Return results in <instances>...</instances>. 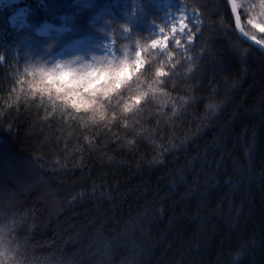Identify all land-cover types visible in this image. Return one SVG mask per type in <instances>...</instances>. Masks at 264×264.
I'll return each mask as SVG.
<instances>
[{"label": "trees", "instance_id": "16d2710c", "mask_svg": "<svg viewBox=\"0 0 264 264\" xmlns=\"http://www.w3.org/2000/svg\"><path fill=\"white\" fill-rule=\"evenodd\" d=\"M140 1L145 25L116 0H25L22 27L0 11L3 264H264V52L238 35L227 0H182L202 15L199 43L223 57L224 70L216 57L191 64L174 44L152 47L148 25L162 13ZM45 20L69 29L40 35ZM247 21L241 12L244 31L264 39ZM81 36L87 50L55 58ZM105 37L114 56L101 51ZM138 50L145 64L101 98L110 132L95 130L91 112L29 89L32 72L57 59L77 70L105 58L131 65ZM187 55L199 60V47ZM149 85L158 89L151 103L125 112Z\"/></svg>", "mask_w": 264, "mask_h": 264}, {"label": "snow or ice", "instance_id": "6c2138e0", "mask_svg": "<svg viewBox=\"0 0 264 264\" xmlns=\"http://www.w3.org/2000/svg\"><path fill=\"white\" fill-rule=\"evenodd\" d=\"M228 4L231 7L236 27L239 29L241 35L250 39L254 44L259 45L261 50H264V39H257L255 34L249 36L240 26L241 12H244L248 16V25L260 34H264V0H256V2H253V0H228ZM188 7V5L181 7L178 11L179 14H176L175 19L170 23L171 27L167 32L163 28H159L162 35L158 39L152 40V47L168 49L170 45L174 44L181 50L182 55L180 59H185L191 64L204 62V57H216L220 63V68L224 70L223 57L219 56L207 41L199 43L198 37L203 36L202 28L205 27L202 23V15L193 9L191 16H189L187 13ZM190 24H192V27H190ZM193 27L195 30H193ZM47 30L48 26H45L42 31L46 32ZM127 31H131V29L128 28ZM114 44L115 41L109 43L111 50ZM192 47H199V60L187 55L189 49ZM142 55V51L138 50L136 53L137 58L131 65L126 59L113 62L105 58L103 62L105 66L88 65L82 71L63 64H57L51 70H46L42 67L36 68L32 72L33 80L29 83V89L34 95L39 94L42 99L44 97L51 99L54 91L56 98L64 99L71 105L73 110L77 112L81 110L86 113L91 112L92 116L89 119L92 125H96V131L110 132L111 129L107 126V119L102 110L103 103L101 102V98H105L106 101L110 93L115 92L129 79L130 69L139 70L145 64V61L141 59ZM169 59H175V53ZM180 59L175 60V63L171 67L176 68L180 63ZM192 71V69H189L190 73ZM174 74L166 73L163 70L157 72L158 77L167 76L171 78ZM68 77L71 78L70 81ZM101 81L103 82L101 83ZM157 92V88L149 85L147 91L132 96L129 102L124 105L123 110L131 115H135L139 107L151 103V98L156 96ZM61 93H65V95L61 96ZM160 94L163 95V93ZM52 104L55 105L54 100ZM98 105L100 107L99 112L97 110ZM172 107L175 110V103L172 104ZM117 127H119V124H117ZM4 160L8 164L12 163L11 157L5 156Z\"/></svg>", "mask_w": 264, "mask_h": 264}, {"label": "rangeland", "instance_id": "374dc122", "mask_svg": "<svg viewBox=\"0 0 264 264\" xmlns=\"http://www.w3.org/2000/svg\"><path fill=\"white\" fill-rule=\"evenodd\" d=\"M25 0H0V11L8 10L7 19L10 23L17 27H22L27 24L26 15L28 11V5L25 4ZM43 1V0H40ZM83 1L85 3L88 0H76ZM145 2H151L161 13H162V23L160 24H151L148 25V29L153 31L155 34V39H158L162 33L159 31V28H163L165 32H167L171 25L170 23L175 19L176 14L178 15V11L184 5V3L176 0H146ZM116 5L119 7L120 11L124 13V15H128L129 20L141 21L143 25L147 24L144 21V8L142 5V1L140 0H116ZM131 10V14L127 11ZM187 13L191 16L192 11L187 9ZM192 24H190L191 27ZM48 26V30L43 32L42 30ZM69 27L65 21L60 24L54 23L53 21L45 20L37 27V33L40 35H48L51 32H62L68 30ZM114 41L112 38L105 37L101 39V51L105 55L114 56L116 53V45L114 44L112 50L109 48V43ZM91 45L88 36L76 37L71 42H68L60 51L54 54L55 58H58L64 52H81L87 50ZM162 50H166L163 47H156ZM141 59L142 56H141ZM59 64H62L60 60ZM131 75V73H130ZM129 75V76H130Z\"/></svg>", "mask_w": 264, "mask_h": 264}, {"label": "clouds", "instance_id": "9594fccd", "mask_svg": "<svg viewBox=\"0 0 264 264\" xmlns=\"http://www.w3.org/2000/svg\"><path fill=\"white\" fill-rule=\"evenodd\" d=\"M82 70H83V69H81V71H82ZM60 95H61V96H64L65 93H61ZM46 98H47V100H48L50 103H52V101L54 100V101H55V105H60V106H63V107H65V108L72 109V108H71V105H70L69 103H67L64 99H58V98H56V96H55V92H54V91H53V96H52L51 99H49L48 97H46ZM69 99H71V98H69ZM98 99H99V97H98ZM105 103H107V101H105ZM0 243H10V242H9V241H5L4 238H3V236L0 235ZM10 251H12V250H10ZM11 259H14V257H11ZM2 264H3V262H2Z\"/></svg>", "mask_w": 264, "mask_h": 264}, {"label": "water", "instance_id": "95a60500", "mask_svg": "<svg viewBox=\"0 0 264 264\" xmlns=\"http://www.w3.org/2000/svg\"><path fill=\"white\" fill-rule=\"evenodd\" d=\"M227 2H228V0H227ZM229 7H230V5H229ZM230 10H231V7H230ZM234 20H235V19H234ZM235 24H236V22H235ZM240 26L243 28L241 20H240ZM236 30H237L238 35H239L243 40H245L246 42H249V43L254 44L250 39H248V38L245 37V36H242L241 33H240V31H239V29H238L237 27H236ZM254 45L257 46V47L260 49L259 45H256V44H254ZM260 50H261V49H260ZM262 51L264 52V50H262Z\"/></svg>", "mask_w": 264, "mask_h": 264}]
</instances>
